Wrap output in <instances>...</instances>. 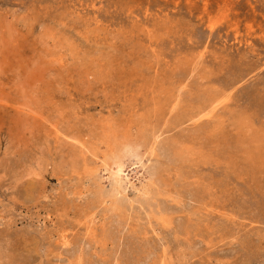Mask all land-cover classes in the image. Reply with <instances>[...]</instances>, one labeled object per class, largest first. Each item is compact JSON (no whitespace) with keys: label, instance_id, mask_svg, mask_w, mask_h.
<instances>
[{"label":"rangeland","instance_id":"rangeland-1","mask_svg":"<svg viewBox=\"0 0 264 264\" xmlns=\"http://www.w3.org/2000/svg\"><path fill=\"white\" fill-rule=\"evenodd\" d=\"M0 264H264V0H0Z\"/></svg>","mask_w":264,"mask_h":264},{"label":"bare ground","instance_id":"bare-ground-1","mask_svg":"<svg viewBox=\"0 0 264 264\" xmlns=\"http://www.w3.org/2000/svg\"><path fill=\"white\" fill-rule=\"evenodd\" d=\"M200 62H201V61H200ZM130 145H131V144H129V146H130ZM137 146L139 147V144H138ZM137 146H136V147H137ZM167 146H168V145H167ZM124 147H125V146H124ZM124 147H123V148H124ZM131 147H132V146H131ZM136 147H133V148L135 149ZM138 147H137V148H138ZM133 148H132V149H133ZM140 148H141V146H140ZM122 150H124V149H122ZM138 150H139V149H138ZM168 150H169V149H168ZM127 151H130V150H127ZM120 152H121V151H120ZM124 152H125V151H124ZM123 154L125 155V153H123ZM115 155H116V153H115ZM137 155H138V154H137ZM132 156H133V155H132ZM132 156H131V157H132ZM180 156H181V155H180ZM131 157H130V158H131ZM133 157H134V156H133ZM132 161H133V160H132ZM139 161H142V160H139ZM121 162H122V161H120V162L118 161L117 163H118V164H121ZM120 170H121V168H119V169L117 170V172L120 171ZM120 172H121V171H120ZM120 172H118V175H119ZM154 172H155V171H154ZM122 177H123V176H122ZM125 177H126V176H125ZM119 180H120V179H119ZM112 182H113V181H111V183H112ZM122 182H123V181H122ZM157 182H158V181H157ZM118 183H119V182H118ZM115 184H116V183L114 182L113 185L115 186ZM118 185H119V184H118ZM123 186H124V185H123ZM118 187H119V186H118ZM107 189H108V188H107ZM112 190H113V189H112ZM125 190H126V189H125ZM114 191H115V190H114ZM107 192H108V191H107ZM138 192H139V191H138ZM157 192H158V191H157ZM110 193H111V192H110ZM116 193H117V191H116ZM107 195H108V194H107ZM141 196H142V195H141ZM141 196H140V202H142V201H141ZM142 198H143V197H142ZM154 198H156V195H155ZM143 199H144V198H143ZM144 200H145V199H144ZM150 201H151V200H150ZM145 202H146V201H145ZM149 203H150V202H149ZM160 203H161V202H160ZM141 205H143V204H141ZM150 206H151V205H150Z\"/></svg>","mask_w":264,"mask_h":264}]
</instances>
